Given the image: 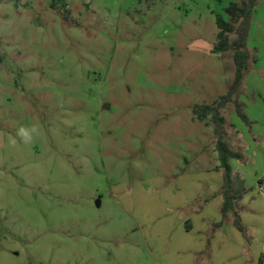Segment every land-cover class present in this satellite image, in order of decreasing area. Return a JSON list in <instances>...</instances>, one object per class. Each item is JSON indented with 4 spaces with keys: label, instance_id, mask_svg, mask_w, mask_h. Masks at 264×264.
<instances>
[{
    "label": "rangeland",
    "instance_id": "rangeland-1",
    "mask_svg": "<svg viewBox=\"0 0 264 264\" xmlns=\"http://www.w3.org/2000/svg\"><path fill=\"white\" fill-rule=\"evenodd\" d=\"M237 1H1L0 264H187L178 178L217 160L214 124L193 108L233 83V51L212 50ZM263 10L247 43L257 62L222 110L249 180L264 177ZM33 125L26 143L18 129Z\"/></svg>",
    "mask_w": 264,
    "mask_h": 264
},
{
    "label": "crops",
    "instance_id": "crops-1",
    "mask_svg": "<svg viewBox=\"0 0 264 264\" xmlns=\"http://www.w3.org/2000/svg\"><path fill=\"white\" fill-rule=\"evenodd\" d=\"M260 39L261 53L264 54V31ZM252 53L255 55V51ZM262 73H264V64ZM202 151L201 154H204ZM199 161L200 159L197 160V167H195L199 169L197 173L188 172L178 178V182L182 181L184 190L187 191V197L180 196L182 210L179 217L182 219L178 228L185 241L184 244L188 246V248L181 246L185 252L187 251L185 263L252 264L250 254L252 236L248 237V234L254 235V231L260 232L258 225L255 224V217L262 214V211L253 208L251 203L253 197L260 191L261 194L257 196L264 205V177L249 180L246 171L243 170L244 166L232 159L229 191L234 198V207L224 213L227 186L225 171L220 168L218 153L217 160L212 167L206 168L203 166L204 163L200 170ZM202 161L204 162V157ZM186 162L189 163L188 160ZM193 166L191 168H194ZM259 179L262 183H259ZM176 190L180 194L183 189ZM257 223L263 225V222L259 220ZM251 251H253V245H251Z\"/></svg>",
    "mask_w": 264,
    "mask_h": 264
},
{
    "label": "trees",
    "instance_id": "trees-1",
    "mask_svg": "<svg viewBox=\"0 0 264 264\" xmlns=\"http://www.w3.org/2000/svg\"><path fill=\"white\" fill-rule=\"evenodd\" d=\"M2 0H0L1 3ZM259 0H238L232 2L225 10L228 20L222 16H217L216 24L219 30L217 36V44L212 52L214 54L227 53L233 51V63L235 65V77L233 83L229 87L226 95L222 96L219 101L214 104L198 105L193 108V114L199 121H205L211 118L214 124V134L216 136V150L220 168L225 171V179L227 190L225 191V203L223 212L233 209L234 198L230 194L231 186V166L232 159L241 160L242 155L239 152L233 151L226 141V133L224 125L226 118L222 115V110L234 101V98L239 95L240 88L243 84L245 76L250 71L253 64L257 62L256 56L248 48V38L253 19V12L257 7ZM235 37L232 39V37ZM238 114L245 119L240 104L236 103Z\"/></svg>",
    "mask_w": 264,
    "mask_h": 264
},
{
    "label": "clouds",
    "instance_id": "clouds-1",
    "mask_svg": "<svg viewBox=\"0 0 264 264\" xmlns=\"http://www.w3.org/2000/svg\"><path fill=\"white\" fill-rule=\"evenodd\" d=\"M39 134V129L37 126L33 125L29 128L26 127H21L18 129L17 135L21 138V140H23L24 142H30L33 138L34 135H38ZM11 143L13 145H15L16 140L13 139L11 141Z\"/></svg>",
    "mask_w": 264,
    "mask_h": 264
}]
</instances>
